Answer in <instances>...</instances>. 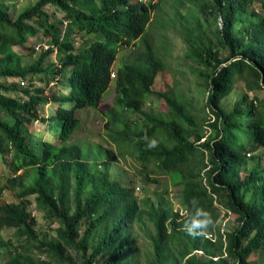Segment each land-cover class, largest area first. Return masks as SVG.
Here are the masks:
<instances>
[{"label": "trees", "instance_id": "trees-1", "mask_svg": "<svg viewBox=\"0 0 264 264\" xmlns=\"http://www.w3.org/2000/svg\"><path fill=\"white\" fill-rule=\"evenodd\" d=\"M18 1L0 0V159L9 173L5 186L18 183L21 198L0 201V232L16 230L12 239L0 237L6 255L0 264H142L134 227L145 221L152 226L146 264H264V18L249 10L254 0L202 2L204 20H216L210 34L192 18L187 55L206 90L204 122L185 98L152 89L166 68L152 44L112 72L120 50L143 39L158 0H35L14 14ZM44 38L47 48L22 63L13 47L29 43L33 54ZM52 53L55 60L48 61ZM111 75L115 106L146 119L132 131L135 152L145 165L154 164L150 172L181 185L184 214L162 196L144 206L134 187L112 180L108 164L90 162L74 140L84 110L99 109ZM238 81L247 93L224 109L222 100ZM57 84L60 92L48 95ZM147 96L163 100L168 111H143ZM38 123L54 140L31 130ZM125 135L130 140V132ZM143 175L144 183L159 182ZM30 195L57 224L56 241L39 238L24 204ZM219 208L236 221L227 233L217 229ZM209 217L210 223H197Z\"/></svg>", "mask_w": 264, "mask_h": 264}, {"label": "rangeland", "instance_id": "rangeland-1", "mask_svg": "<svg viewBox=\"0 0 264 264\" xmlns=\"http://www.w3.org/2000/svg\"><path fill=\"white\" fill-rule=\"evenodd\" d=\"M34 1L19 0L17 3H13L11 9L14 14H17ZM158 1L159 5L152 13V20L143 39L130 47L120 50L112 66V72L116 74L119 64L133 59L138 50L144 48L146 42L152 44L158 54L162 56L166 65V68L157 75L152 89L154 91L170 90L181 98H185L192 105V113L200 122H204L209 118L205 102L206 90L202 85L203 81L194 72L193 66L196 67V64L187 55L186 35L188 29L194 28L195 21L192 18L194 20L198 18V23H201V28L207 29V34H210V30L214 28L216 20L213 15H206V18L209 20V23H207L204 20V14L200 13L201 3L205 0H190L191 2L189 0ZM263 3L264 0H254L249 10H255L260 17L264 18ZM43 40L39 45L34 43L35 53L33 54H30L31 44L29 43L24 47L14 46L13 50L20 55L22 63L28 64L42 50L47 48L46 38ZM36 41L38 42V40ZM36 46H38V49L35 48ZM222 55H225V53H222ZM54 60L55 53H52L48 61ZM115 78V75H111V85L103 97L99 109L84 110L82 125L73 134L74 140L80 142L77 145L84 151L85 156L90 162L102 166L108 164L112 180L120 181L128 187H134L137 199L141 203L143 202L144 206L151 205L162 196L166 203L172 205L174 211L184 214V209L179 204L181 185L179 183L173 184L167 174L150 172V169H155L154 164L150 162L145 165L135 152L134 143L137 139H135L132 131H139L144 128L146 119L141 113L132 111L121 112L115 106ZM35 85L40 86L38 83ZM60 89V85L57 84L47 94L51 95L52 92L59 93ZM244 93H247L246 87L243 81H238L234 85L232 92L222 100V107L230 109ZM248 95L251 97V92H248ZM261 95H263V92L259 93V96ZM110 109H113L116 113L111 115L109 113ZM46 110H48L47 106H44L43 112ZM142 110L153 115H164L168 111L166 103L161 99H154L153 96L146 97ZM114 116L115 121L113 120ZM110 119H112L111 122H109ZM31 130L45 140H54L52 132L49 131V128L45 124H34ZM126 132H130V140L125 138ZM123 133L124 138H117V135H123ZM108 152H111L114 158H109ZM143 171H147V175L158 179L159 182L144 183ZM20 173L21 171L18 172V174ZM8 176L9 173L6 166L0 159V186H3L0 191V201L3 203L19 202L21 198L16 193L19 190L18 183L17 186H5ZM24 182L29 184L30 180L24 179ZM69 198V205H72V193H70ZM24 204L35 219V228L39 238L45 241H56L57 236L53 228L57 224L51 221L44 209L39 208L35 201V196H28ZM222 211L223 208H219L217 229L221 233H227L235 227L236 221L232 214L228 215L225 213L223 215ZM15 232V228H3L0 232V237L6 241L14 238ZM134 232H136L135 245L139 248L140 260L142 264H146L145 249L150 245L149 235L152 234V226L145 221L144 225L141 223L140 225H136ZM206 236L212 237L211 234ZM213 238L215 239L216 236L214 235ZM68 253L73 257L75 255L73 250H68ZM5 257L4 253H0V258ZM214 259L216 260V258Z\"/></svg>", "mask_w": 264, "mask_h": 264}, {"label": "clouds", "instance_id": "clouds-1", "mask_svg": "<svg viewBox=\"0 0 264 264\" xmlns=\"http://www.w3.org/2000/svg\"><path fill=\"white\" fill-rule=\"evenodd\" d=\"M155 142L153 141V144L150 145V146H154ZM211 222V217H209V220L208 221H204V222H197L198 224L199 223H210ZM189 235H194L192 232H188Z\"/></svg>", "mask_w": 264, "mask_h": 264}, {"label": "built area", "instance_id": "built-area-1", "mask_svg": "<svg viewBox=\"0 0 264 264\" xmlns=\"http://www.w3.org/2000/svg\"><path fill=\"white\" fill-rule=\"evenodd\" d=\"M35 48H36V49H38V46H36ZM222 213H223V215H225L226 211L223 209ZM226 214H228V215H229V214H230V212L228 211ZM224 224H225V223H224ZM208 237H210V236H208Z\"/></svg>", "mask_w": 264, "mask_h": 264}]
</instances>
